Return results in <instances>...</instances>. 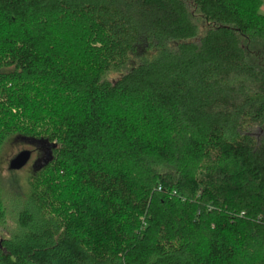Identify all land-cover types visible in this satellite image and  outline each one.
Wrapping results in <instances>:
<instances>
[{
	"label": "trees",
	"instance_id": "obj_1",
	"mask_svg": "<svg viewBox=\"0 0 264 264\" xmlns=\"http://www.w3.org/2000/svg\"><path fill=\"white\" fill-rule=\"evenodd\" d=\"M261 6L0 0V264H264Z\"/></svg>",
	"mask_w": 264,
	"mask_h": 264
},
{
	"label": "rangeland",
	"instance_id": "obj_2",
	"mask_svg": "<svg viewBox=\"0 0 264 264\" xmlns=\"http://www.w3.org/2000/svg\"><path fill=\"white\" fill-rule=\"evenodd\" d=\"M261 1L260 12L264 14V0ZM116 77H118V74L112 75L111 79ZM36 143L38 142L33 139L12 136L7 140L0 153V179L7 186V189L14 194L18 192L22 193L21 191L27 189L34 166L36 164L39 165L43 161L41 158L45 157L44 150L41 151ZM24 150L31 152L30 161L24 168L19 169L18 172H12L10 170L11 160Z\"/></svg>",
	"mask_w": 264,
	"mask_h": 264
},
{
	"label": "water",
	"instance_id": "obj_3",
	"mask_svg": "<svg viewBox=\"0 0 264 264\" xmlns=\"http://www.w3.org/2000/svg\"><path fill=\"white\" fill-rule=\"evenodd\" d=\"M31 152L29 150H24L20 152L14 159L10 162V169L19 170L24 168L31 159Z\"/></svg>",
	"mask_w": 264,
	"mask_h": 264
}]
</instances>
